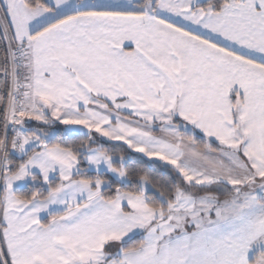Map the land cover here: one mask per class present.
Masks as SVG:
<instances>
[{
	"label": "snow or ice",
	"instance_id": "6c2138e0",
	"mask_svg": "<svg viewBox=\"0 0 264 264\" xmlns=\"http://www.w3.org/2000/svg\"><path fill=\"white\" fill-rule=\"evenodd\" d=\"M0 264H264V0H0Z\"/></svg>",
	"mask_w": 264,
	"mask_h": 264
},
{
	"label": "trees",
	"instance_id": "16d2710c",
	"mask_svg": "<svg viewBox=\"0 0 264 264\" xmlns=\"http://www.w3.org/2000/svg\"><path fill=\"white\" fill-rule=\"evenodd\" d=\"M5 47H6V42L4 41L2 36H0V53L4 51Z\"/></svg>",
	"mask_w": 264,
	"mask_h": 264
}]
</instances>
